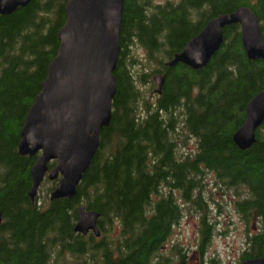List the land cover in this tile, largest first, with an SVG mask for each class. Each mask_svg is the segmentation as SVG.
<instances>
[{"label":"trees","instance_id":"16d2710c","mask_svg":"<svg viewBox=\"0 0 264 264\" xmlns=\"http://www.w3.org/2000/svg\"><path fill=\"white\" fill-rule=\"evenodd\" d=\"M69 1L33 0L0 15V264H164L161 251L187 210L206 214V174L237 198L246 225L259 223L240 263L264 257V124L249 150L233 142L248 103L264 90V61L248 59L236 25L206 68L166 66L208 22L240 8L255 12L264 38V0H125L111 124L75 198L51 201L56 182L45 180V202L33 201L39 155H19L20 134L59 50ZM134 45L146 52L149 73L129 69ZM154 74L166 82L149 102L137 82L151 93ZM182 137L196 142L192 156L180 153ZM82 207L100 214V238L75 232ZM203 216L201 254L213 235Z\"/></svg>","mask_w":264,"mask_h":264},{"label":"water","instance_id":"95a60500","mask_svg":"<svg viewBox=\"0 0 264 264\" xmlns=\"http://www.w3.org/2000/svg\"><path fill=\"white\" fill-rule=\"evenodd\" d=\"M33 0H0V15L11 16ZM125 0H70L66 22L60 29V47L48 67L41 92L30 107L19 143L21 157L38 156L31 170L34 201L47 179L56 182L50 200L73 199L100 147V135L112 121L117 95L115 72L121 53ZM240 26L242 45L250 61H264V38L260 21L248 7L221 15L205 28L166 66L182 64L198 71L206 68L225 42V30ZM155 93L162 94L166 76L153 77ZM264 124V90L247 105L243 126L233 142L242 151L256 143L257 130ZM56 162L53 169L49 168ZM100 214L80 209L75 232L101 237ZM3 216L0 211V225ZM242 264H264V257Z\"/></svg>","mask_w":264,"mask_h":264},{"label":"rangeland","instance_id":"374dc122","mask_svg":"<svg viewBox=\"0 0 264 264\" xmlns=\"http://www.w3.org/2000/svg\"><path fill=\"white\" fill-rule=\"evenodd\" d=\"M145 55L146 52L139 46L134 45L130 49L128 66L134 76L150 72L148 69L144 70ZM137 84L141 88L143 97L149 102L155 101L157 95L154 90L150 93L147 90L150 88L148 85L143 87L140 82ZM179 144L180 153L185 156H192L196 151V142L193 140H185L182 137ZM204 183L202 195L203 202L206 204V214L195 212V209L191 207L187 210L188 214H185L180 223L174 227L161 251L164 264H173L170 257L176 259L175 264H211L214 260H217L219 264H240L241 253L246 252L247 249L248 235L251 236L258 230V227L257 230L255 228L259 223L254 217L249 225H246L235 209L237 198L233 193L228 191L225 193L219 188L214 175L206 174ZM48 187V185H41V191L38 192L36 200L45 202ZM203 215L206 217V222L212 225L213 235L206 250L201 254L198 246L202 229L200 220L204 217ZM173 246L179 247L180 255L177 250L173 249Z\"/></svg>","mask_w":264,"mask_h":264},{"label":"flooded vegetation","instance_id":"af4514ba","mask_svg":"<svg viewBox=\"0 0 264 264\" xmlns=\"http://www.w3.org/2000/svg\"><path fill=\"white\" fill-rule=\"evenodd\" d=\"M161 75H162V74H161ZM156 89H157V87L155 86V90H156ZM155 90H154V92H155ZM154 92H153V93H154ZM155 95H157V94L155 93ZM157 96H159V95H157ZM242 263H243V262H242ZM242 263H240V264H242Z\"/></svg>","mask_w":264,"mask_h":264},{"label":"bare ground","instance_id":"6f19581e","mask_svg":"<svg viewBox=\"0 0 264 264\" xmlns=\"http://www.w3.org/2000/svg\"><path fill=\"white\" fill-rule=\"evenodd\" d=\"M168 63V62H167Z\"/></svg>","mask_w":264,"mask_h":264}]
</instances>
